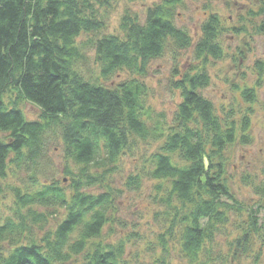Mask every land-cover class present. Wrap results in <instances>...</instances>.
<instances>
[{"label":"trees","instance_id":"16d2710c","mask_svg":"<svg viewBox=\"0 0 264 264\" xmlns=\"http://www.w3.org/2000/svg\"><path fill=\"white\" fill-rule=\"evenodd\" d=\"M97 2L102 0H0V191L9 172L23 168L30 178L26 189L11 187L14 216L0 220V264H62L79 253L82 264H126L123 241H94L112 219L113 193L106 181L125 148L136 138L154 134L163 141L151 154L146 174L166 183L167 201H176L172 220L181 224L182 257L188 264H207L216 231L229 221L231 211L245 212L244 221L237 223L235 243L247 248L252 234L264 230V199L246 208L235 197L225 177V152L237 139L240 144L249 141L248 115H242L238 125L232 109L218 115L213 102L200 92L209 83L208 57L222 56L219 18L210 14L201 25L193 47L200 63L184 71L173 69L177 74L171 83L179 89L181 101L167 129L152 130L146 121V87L139 79L168 46L185 50L192 45L186 29L173 19L174 7L182 0H161L148 8L144 22L124 15L120 36L80 42L82 33L98 32L102 26L94 15ZM88 50L102 78L122 70L130 77L109 85L85 77L82 65ZM260 63L263 70L264 62ZM6 92L14 93L13 99L4 100ZM240 95L250 103L254 92L245 86ZM20 100L39 107L38 119L24 118ZM54 134L64 141L62 152L76 167L63 170L69 176L67 186L55 179L38 181L36 168ZM139 179L129 175L127 184L137 187ZM99 183L103 191L87 190ZM36 206L65 211L54 231H45L39 240L26 224L27 217H42ZM262 239L264 244L263 234Z\"/></svg>","mask_w":264,"mask_h":264},{"label":"rangeland","instance_id":"374dc122","mask_svg":"<svg viewBox=\"0 0 264 264\" xmlns=\"http://www.w3.org/2000/svg\"><path fill=\"white\" fill-rule=\"evenodd\" d=\"M160 1L102 0L101 3H94V15L102 26L98 32L82 33L77 39L88 43L109 34L120 36L124 15H131L144 22L148 8ZM174 8V22L177 27L186 29L192 45L185 50L168 46L162 56L149 62L147 74L139 79L146 87L144 106L149 114L146 118L147 124L152 130L156 126L166 130L171 124L181 101L179 89H175L171 83L177 74L173 75V69L184 71L190 64L200 63V59L193 57V47L201 36V25L210 14L216 15L222 27L218 36L222 56L217 59L208 57L205 71L209 76V83L200 92L213 102L218 115L222 114V110L227 112L232 109L233 119L237 120L238 125L241 116L248 115L250 123L246 132L250 139L243 144L237 139L227 147L225 177L235 197L246 208L247 205L254 206L260 198L264 199V67L260 70L257 65L264 62V27L261 28L264 26V0H182ZM82 72L85 77L97 79L105 85L130 77L124 70L112 74L108 79L99 76V66L91 50L85 53ZM245 86L252 88L254 92L250 103L244 101L240 95ZM13 96L14 93L6 92L3 97L4 100H10ZM18 106L26 120L38 119L41 110L31 101L20 100ZM162 141V137L155 134L136 138L119 155L115 168L106 181L113 193V207L110 206L109 210V217L112 219L108 218L99 237L93 240L102 244L123 241V256L128 260L126 264H188V259L183 258L179 252L181 224L176 219L172 220L171 206L176 201H167L170 190L166 183L146 174L150 167L151 154L157 151ZM63 144L64 141L59 135L50 137L46 154L40 158L36 168L40 183L55 179L61 181L62 186L68 185L69 176L63 170L67 166L73 170L76 167L65 158ZM19 169L21 170L18 173L9 172L6 180L2 182L0 220L14 216L15 197L11 187L23 190L30 185L28 173L23 168ZM129 175L140 177L137 187L127 184ZM102 188L99 183L87 190L95 193L103 191ZM36 207L43 218L27 217L26 224L32 228L34 238L39 240L45 231H54L55 226L64 218L65 211L59 206L48 209ZM241 213L242 215L231 211L229 221L221 227L220 232L216 231V243L212 253L207 256L210 260L207 257L203 259H207L205 263L264 264V230L260 229L258 233L252 234L249 239L251 245L247 248L242 249L235 243L239 232L237 223H242L245 217L243 210ZM257 215L260 218V210ZM258 223L260 225L261 218ZM167 230L172 234H167ZM258 253V257H255ZM200 257L204 258L201 255ZM83 260V255L79 253L62 264H82Z\"/></svg>","mask_w":264,"mask_h":264}]
</instances>
